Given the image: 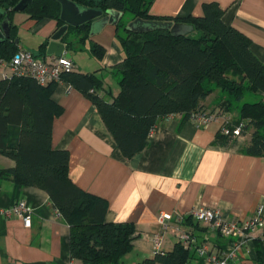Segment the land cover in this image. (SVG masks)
Wrapping results in <instances>:
<instances>
[{
    "label": "crops",
    "instance_id": "crops-1",
    "mask_svg": "<svg viewBox=\"0 0 264 264\" xmlns=\"http://www.w3.org/2000/svg\"><path fill=\"white\" fill-rule=\"evenodd\" d=\"M211 2L224 10L222 19L226 24L251 39L253 53L264 63V0H154L150 14L203 16L204 4ZM12 18L19 28L20 46L36 54H42L43 42L58 29L57 20L37 22L23 11ZM73 39V47L66 46L64 54L73 60L74 70L96 72L103 80V89L97 93L105 96L110 91L116 96L121 87L114 67L125 54L116 37V24H107L83 44ZM95 43L106 49L103 59L93 54ZM4 71L11 73L9 68ZM256 94L264 101V93ZM52 98L63 106L62 114L54 119L52 146L69 151L71 179L85 191L107 200L106 221L136 227L133 248L123 257V264H139L155 257L152 236L161 231L158 216L162 212L186 218L193 209L209 206L219 209L226 218L247 220L258 205L264 206V156L242 151L251 138L252 127L224 146L214 143L219 122L198 126L192 120H183L181 114H173L159 120L148 145L128 158L86 93L62 81L56 84ZM229 99L232 104L228 111L238 120L241 105L248 101L235 105L219 88L201 105L215 111ZM14 166L12 158L0 153V169ZM20 199L33 208L32 225L26 227L16 216L0 215V264H68L72 259L70 225L53 206L49 194L36 186L0 178V206H12ZM175 224L164 233V253L171 252L179 242ZM183 226L197 238L196 244L188 248L196 264H209L208 255H198L197 247L209 243L219 250L229 244V239L194 218L185 219ZM252 236L248 252L245 249L238 264H264V223Z\"/></svg>",
    "mask_w": 264,
    "mask_h": 264
},
{
    "label": "trees",
    "instance_id": "trees-1",
    "mask_svg": "<svg viewBox=\"0 0 264 264\" xmlns=\"http://www.w3.org/2000/svg\"><path fill=\"white\" fill-rule=\"evenodd\" d=\"M19 1L0 0V29L6 16L12 19L11 36L0 44V57L6 60L20 46L19 28L12 18ZM71 1L101 10L103 15L70 26L62 38L68 49L75 42L73 36L80 44L85 43L92 22L106 16L108 10L122 12L116 37L125 54L114 67L120 92L116 96L110 91L99 95L103 80L96 72L72 70L64 73L62 80L90 97L125 157L148 145L159 120L171 114L190 120L193 112L206 110L201 102L216 88L236 101H241L246 91L264 93V63L253 53L251 39L223 21L224 10L215 2L204 4L203 16L174 17L150 14L154 0ZM23 12L37 22L55 19L58 28L64 24L60 20L61 4L56 0H33ZM136 19L194 28L181 35L165 27L146 32L129 30V23ZM48 42H43L42 54L33 53L45 59ZM92 52L103 59L106 49L95 43ZM56 84L41 85L30 77L0 79V153L15 161L14 167L0 169V178L36 186L49 194L53 206L70 225L73 259L81 264H123V257L133 248L135 225L106 221L107 200L79 187L70 177L69 151L52 146L54 119L63 112V106L52 98ZM231 104L226 100L221 108L228 111ZM235 122L245 123L243 134L253 128L242 151L264 156V101L243 103ZM233 139L219 131L214 143L225 146ZM191 218L189 215L185 219ZM191 257L190 250L178 242L171 252L161 251L139 264H185Z\"/></svg>",
    "mask_w": 264,
    "mask_h": 264
},
{
    "label": "built area",
    "instance_id": "built-area-1",
    "mask_svg": "<svg viewBox=\"0 0 264 264\" xmlns=\"http://www.w3.org/2000/svg\"><path fill=\"white\" fill-rule=\"evenodd\" d=\"M6 68H9L11 73L7 74L4 71ZM72 70H74V62L64 53L44 59L36 56L27 48L19 46L11 59L6 60L0 57V72L4 79L30 77L41 85H48L62 82L63 74ZM190 120L198 126L217 121L220 123V131L233 138L242 136L245 126L244 122H235L230 113L223 108L215 111H195ZM32 214L33 208L25 199H20L6 208L0 206V215L8 218L19 217L26 227L32 225ZM190 215L197 221L205 223L213 232L229 239V244L224 249L214 250L209 243L197 247L198 255H208L209 264H238L245 249L248 252V247L253 239L252 233L264 223V206L258 205L253 216L247 220L226 218L219 209L209 206L197 207L191 211ZM184 220L185 216L180 214L168 212L159 214L158 222L161 225V231L152 236L155 255L162 251L164 233L172 226L173 222L176 223L174 225L175 235L184 248L188 249L196 244L197 238L191 231L184 228ZM68 264H81V262L72 258ZM185 264L196 263L190 261Z\"/></svg>",
    "mask_w": 264,
    "mask_h": 264
},
{
    "label": "water",
    "instance_id": "water-1",
    "mask_svg": "<svg viewBox=\"0 0 264 264\" xmlns=\"http://www.w3.org/2000/svg\"><path fill=\"white\" fill-rule=\"evenodd\" d=\"M33 0H20L14 7L16 12H22ZM61 4L60 20L64 23L58 28L49 38L47 45V55L60 56L64 53L66 44L62 41V38L68 31L70 26H79L81 24L92 21L103 15V11L92 8L83 7L71 0H56ZM6 6V9H9ZM4 11V10H3ZM122 17V12L110 9L107 11V15L103 18L93 21L91 26V35L100 32L107 24H117ZM12 19L10 16H6L2 22V28L0 29V44L4 42L6 38L11 36ZM165 27L169 28L174 35L187 34L193 30L192 25L172 22H155L144 21L136 19L129 23L128 29L135 32H146L154 28ZM16 43H19V39H16Z\"/></svg>",
    "mask_w": 264,
    "mask_h": 264
},
{
    "label": "rangeland",
    "instance_id": "rangeland-1",
    "mask_svg": "<svg viewBox=\"0 0 264 264\" xmlns=\"http://www.w3.org/2000/svg\"><path fill=\"white\" fill-rule=\"evenodd\" d=\"M21 36H22L23 42H25V44H28L27 43L28 41H24L25 40L24 36L23 35H21ZM33 48H34L33 50L35 52H38L39 49L36 46H34ZM233 100H234L233 101L234 104L236 105L237 103H243L245 101L256 102V101L260 100V97L258 94L254 93V92H245L244 98L242 99V101L239 102V101H236L235 99H233ZM234 110L237 111V109H235V108H234Z\"/></svg>",
    "mask_w": 264,
    "mask_h": 264
}]
</instances>
